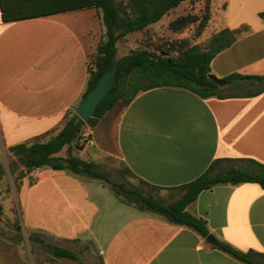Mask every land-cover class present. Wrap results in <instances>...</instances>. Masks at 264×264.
<instances>
[{"label": "crops", "instance_id": "1", "mask_svg": "<svg viewBox=\"0 0 264 264\" xmlns=\"http://www.w3.org/2000/svg\"><path fill=\"white\" fill-rule=\"evenodd\" d=\"M261 13L264 0H213L199 44L225 29L250 28L213 60L217 78L264 75ZM98 14L86 10L7 24L0 8V126L7 149L55 137L68 113L76 111L87 90L89 56L106 32ZM84 133L89 140L77 154L84 160L101 168L115 159L138 179L175 188L199 178L218 159L264 164V94L219 100L157 88L139 94L128 107L118 105ZM39 173V179L30 175L23 182L28 199L22 232L42 249L6 241L0 244V264H32V255L33 264H243L213 249L193 229L123 204L99 180L49 167ZM188 211L207 222L217 241L264 254L260 185L216 187ZM47 245L79 260L55 258ZM41 250L50 257L43 259Z\"/></svg>", "mask_w": 264, "mask_h": 264}, {"label": "trees", "instance_id": "2", "mask_svg": "<svg viewBox=\"0 0 264 264\" xmlns=\"http://www.w3.org/2000/svg\"><path fill=\"white\" fill-rule=\"evenodd\" d=\"M191 1L194 0H0L2 18L7 24L86 10H96L99 13L106 32L96 52L89 56V78L82 100L112 67L113 61L119 63L116 86L99 104L88 123H84L75 111H71L64 128L50 141L26 142L8 149L14 158L9 166V173L14 178L17 190L22 188L23 182L35 171L46 167L55 172L99 180L123 204L193 229L205 239L211 236L207 222L188 211L189 206L202 193L219 186L243 184H258L264 190V164L252 159H218L196 180L164 189L138 179L123 163H120L119 171L126 177V181L115 182L98 165L77 155L84 149L83 134L86 128H95L100 119L118 105L130 106L143 92L157 88H179L202 99L219 100L255 98L264 94V75L246 76L235 73L223 79L226 81L224 87L210 80L213 60L250 32L246 25L235 30L225 29L212 36L208 44L202 47L199 41L211 21L213 0H203L201 14L191 12L177 17L169 24V29L176 34L193 27L197 38L195 44L187 38L156 42L148 36L142 46L131 50L123 58L116 59L119 43H127L130 35L148 33L171 12ZM260 17L264 19V13ZM64 151L66 155H62ZM163 191L169 193L170 202L160 197ZM41 243L45 244L43 241ZM209 244L213 249L228 254L243 264H264L262 253H245L217 240ZM46 248L55 258L79 260L69 250L51 245Z\"/></svg>", "mask_w": 264, "mask_h": 264}, {"label": "rangeland", "instance_id": "3", "mask_svg": "<svg viewBox=\"0 0 264 264\" xmlns=\"http://www.w3.org/2000/svg\"><path fill=\"white\" fill-rule=\"evenodd\" d=\"M203 5V0H194L193 2L184 3L178 9L163 18V20L156 24L154 28H151L148 33L130 35L127 43H119V50L116 59H121L125 55L129 54L131 50L142 46L144 40L148 36L152 37L156 42L174 41L187 38L192 44H195L197 42V38L193 27L188 28L182 33L176 34L169 29V24L177 17L191 12L201 14ZM207 44L208 41H205L201 43V46L205 47ZM52 138L54 137L44 136L33 142H48ZM6 145L7 144L3 138L0 126V244L6 246V241H16L20 242L25 248L35 249L36 246L41 248L39 244L31 243L29 241V237L22 232L24 229L23 218L26 214L28 188H21L19 190L15 188L14 178L9 173V166L14 162V158L9 154ZM62 155H66V152L64 151ZM105 163L106 165L100 168L101 171L109 173L112 180L115 182L126 181V177L120 174L119 170L121 169V165L119 162L116 160H106ZM160 197L164 201L170 202L169 193L167 191H163L160 194ZM27 251L30 256L29 249ZM37 254L42 255L43 259L50 257L46 251H42V253L40 252V254ZM32 257H34V255L30 256L28 260L35 263V259L33 258L32 261Z\"/></svg>", "mask_w": 264, "mask_h": 264}, {"label": "water", "instance_id": "4", "mask_svg": "<svg viewBox=\"0 0 264 264\" xmlns=\"http://www.w3.org/2000/svg\"><path fill=\"white\" fill-rule=\"evenodd\" d=\"M118 68L119 63L114 60L112 67L103 74L96 87L86 96L84 100H82L80 105L77 107L75 113L84 123H88L90 121L99 104L116 86L118 81ZM200 74L201 72L199 71V75ZM209 78L220 87H224L226 85L225 80L219 79L213 74H211ZM216 240L217 239L212 235L207 239V241L210 243H213Z\"/></svg>", "mask_w": 264, "mask_h": 264}, {"label": "built area", "instance_id": "5", "mask_svg": "<svg viewBox=\"0 0 264 264\" xmlns=\"http://www.w3.org/2000/svg\"><path fill=\"white\" fill-rule=\"evenodd\" d=\"M89 140V134L88 133H84L83 134V142H85V143H87V141ZM31 177L33 178V179H39L40 178V173H39V170H37V171H35L32 175H31Z\"/></svg>", "mask_w": 264, "mask_h": 264}]
</instances>
